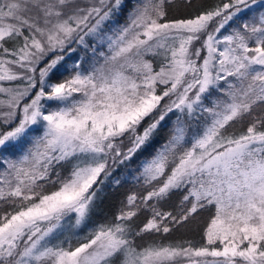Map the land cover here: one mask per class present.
I'll return each mask as SVG.
<instances>
[{"label":"snow or ice","instance_id":"1","mask_svg":"<svg viewBox=\"0 0 264 264\" xmlns=\"http://www.w3.org/2000/svg\"><path fill=\"white\" fill-rule=\"evenodd\" d=\"M0 264H264V0H0Z\"/></svg>","mask_w":264,"mask_h":264},{"label":"trees","instance_id":"2","mask_svg":"<svg viewBox=\"0 0 264 264\" xmlns=\"http://www.w3.org/2000/svg\"><path fill=\"white\" fill-rule=\"evenodd\" d=\"M179 3V0H177ZM83 53L78 50L76 53L71 54V56L68 58L67 62L71 64L73 60L76 59L78 55H82ZM162 138V137H161ZM136 167V164L134 163L132 165V168L134 169ZM125 174V170L121 169L119 172L116 173V175L121 176L123 178V175ZM132 183L129 181L127 183L122 182L121 187L115 190V192L109 190V195L104 201V203L101 205V211L105 213H112L115 211L116 207L119 204V201L123 199L124 194H126L131 188H132ZM178 196L173 198L174 203H178ZM205 216L207 213L204 214ZM203 218V217H202ZM142 219V218H141ZM171 238H191L193 240H198L199 239V231L197 228L196 222H193L192 224H189L185 228H181L177 231H174L171 234Z\"/></svg>","mask_w":264,"mask_h":264}]
</instances>
